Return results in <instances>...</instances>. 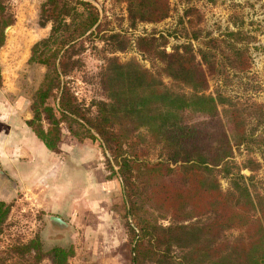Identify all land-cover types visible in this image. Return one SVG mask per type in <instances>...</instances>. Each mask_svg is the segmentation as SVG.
Segmentation results:
<instances>
[{
  "label": "trees",
  "instance_id": "1",
  "mask_svg": "<svg viewBox=\"0 0 264 264\" xmlns=\"http://www.w3.org/2000/svg\"><path fill=\"white\" fill-rule=\"evenodd\" d=\"M79 6L88 12H79ZM7 9L0 0V47L4 29L12 23ZM97 21L95 7L84 0L42 4L40 24L51 22V30L31 49L30 60L43 64L45 73L33 93V116L27 125L52 151H58L63 136L61 122L73 136L98 137L110 150L134 222H126L133 235V264H141L139 255L174 263L166 258L172 248L184 252L174 264H264V193L253 181L261 163L250 156L257 152L264 160L263 138L257 134L264 124L263 105L235 100L222 88L230 81L229 71L244 73L250 67L246 36L240 29L229 31L225 36L232 40L208 37L196 50L186 42L172 53L158 49L163 36V42L153 35L137 37L142 56L152 66H162L156 64L152 72L136 60L107 58L101 74L106 98L94 100L95 114L88 117L62 77L78 67L74 56L83 48L80 39ZM120 38L109 35L111 50L125 49L127 41ZM210 78L221 81L214 92H208ZM54 92L59 93L58 115L47 104ZM199 118H220L223 123L208 129L195 124ZM156 146L159 160L140 158ZM241 147L248 154L243 167L252 172L249 176L234 159ZM221 179L227 181L226 189ZM154 210L179 222L160 226ZM8 213L9 206L0 200V232ZM52 252L57 264L66 259L63 249Z\"/></svg>",
  "mask_w": 264,
  "mask_h": 264
},
{
  "label": "rangeland",
  "instance_id": "2",
  "mask_svg": "<svg viewBox=\"0 0 264 264\" xmlns=\"http://www.w3.org/2000/svg\"><path fill=\"white\" fill-rule=\"evenodd\" d=\"M8 12L12 15V23L5 27V41L0 47V90L8 101L29 102L31 111L33 93L39 87L44 73L43 64L30 60L32 46L50 34L51 22L40 24L41 6L47 0H5ZM95 7L98 15L97 23L80 41L83 48L74 58L79 60L76 68L70 71L62 80L69 87L81 106L86 109V115L95 114L94 100L105 99L106 90L101 82V74L106 59L115 57L119 62L136 60L144 67L155 72V66L150 64L136 48L135 39L139 36L153 35L163 42L158 49L165 53H172L175 46L186 42L193 44L194 50L202 45L206 38H226L229 31L241 30L246 36L247 53L251 64L244 73L229 71L230 81L222 87L223 92L240 101H255L263 105L264 110V0H84ZM79 12H88L83 7H77ZM92 32V33H90ZM122 36L126 47L123 50H111L109 35ZM196 34V39L193 35ZM108 39V40H106ZM242 44V43H241ZM237 44V45H241ZM156 59V58H155ZM156 59L154 62H156ZM104 74V73H103ZM164 82L169 78L161 72ZM221 81L217 78L209 79L208 92H214ZM59 93L48 98L47 104L57 112ZM31 111V117H32ZM185 125H186V115ZM223 120L218 118H199L197 126L212 128ZM46 128L47 124L42 121ZM60 129L65 135L75 140L93 142L99 152V163L108 172L109 177L118 179V189L114 194L112 209L125 231V241L112 252L104 251L99 254L95 240L96 236H88L85 220L73 219L65 209V196L59 199L60 208L47 211V206H40L33 197V193L21 188H8L7 181L0 179V200L9 206V213L0 232V264H57L52 250L63 249L66 259L59 264H133L135 253L132 248L133 235L127 227V221L134 226L129 215V203L124 195V186L119 176V166L112 153L98 137L88 138L73 136L65 122L60 123ZM77 128L81 129L77 125ZM216 128V127H214ZM84 132V131H83ZM83 132H80L83 134ZM261 134L264 145V124L257 129ZM62 140V139H61ZM126 148V146H125ZM159 147L149 149L141 155L150 162L159 160ZM248 154L241 147L235 149L234 159L241 166V173L249 176L252 172L243 167ZM261 163L260 168L253 173L254 183L264 193V160L255 152L250 155ZM223 189L227 188V181L221 179ZM67 202V201H66ZM128 216L125 218V212ZM157 224L168 226L177 221L170 215L162 216L154 210ZM59 216L66 222V226L53 223L49 216ZM186 223V221H184ZM136 230V227H133ZM137 231V230H136ZM140 251V250H139ZM160 254V253H158ZM184 252L172 248L166 258L178 263ZM141 264H161L153 256L139 255ZM165 261L163 264H174Z\"/></svg>",
  "mask_w": 264,
  "mask_h": 264
},
{
  "label": "crops",
  "instance_id": "3",
  "mask_svg": "<svg viewBox=\"0 0 264 264\" xmlns=\"http://www.w3.org/2000/svg\"><path fill=\"white\" fill-rule=\"evenodd\" d=\"M0 90V168L16 188L34 192L33 197L47 211L60 208L73 219L85 220L88 236H96L100 253L112 252L125 241V231L112 209L118 179L109 177L99 150L88 140L65 135L58 151L49 150L27 125L31 119L29 102L8 101ZM2 180V179H1Z\"/></svg>",
  "mask_w": 264,
  "mask_h": 264
},
{
  "label": "water",
  "instance_id": "4",
  "mask_svg": "<svg viewBox=\"0 0 264 264\" xmlns=\"http://www.w3.org/2000/svg\"><path fill=\"white\" fill-rule=\"evenodd\" d=\"M0 179L2 180H6L8 179V176L4 173V171L0 168ZM11 186H8V188H15L16 189V184L14 182H11ZM50 220L55 223V224H58L60 226H66V222L60 218L59 216H54V215H51L49 216Z\"/></svg>",
  "mask_w": 264,
  "mask_h": 264
}]
</instances>
